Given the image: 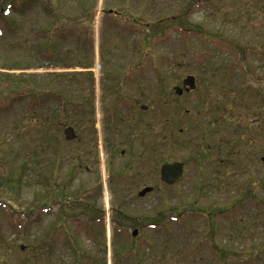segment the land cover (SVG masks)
<instances>
[{"label":"rangeland","instance_id":"obj_1","mask_svg":"<svg viewBox=\"0 0 264 264\" xmlns=\"http://www.w3.org/2000/svg\"><path fill=\"white\" fill-rule=\"evenodd\" d=\"M189 74L195 89L177 95ZM47 88L73 103L18 97ZM262 158L264 0H0V264H37L46 242L65 244L90 192L108 264L113 240L125 243L112 209L148 246L145 264H264ZM174 161L185 173L169 185L160 168ZM119 173L134 181L118 187ZM157 212L172 218L149 232L143 215ZM28 213L38 219L24 230Z\"/></svg>","mask_w":264,"mask_h":264},{"label":"trees","instance_id":"obj_2","mask_svg":"<svg viewBox=\"0 0 264 264\" xmlns=\"http://www.w3.org/2000/svg\"><path fill=\"white\" fill-rule=\"evenodd\" d=\"M200 1V2H199ZM30 4H33V0H28ZM201 4L202 0H196V3ZM23 7H27L26 5H23ZM183 15H187L189 12L188 10L181 11ZM129 19H126V22H128ZM134 22V21H133ZM74 25L69 26V32L72 34L75 32V29H77V26L74 22H72ZM135 25V23H134ZM128 26V25H126ZM125 26V27H126ZM191 30V29H190ZM197 32V31H196ZM246 47V46H245ZM244 47V48H245ZM251 48V47H246ZM116 89V85L113 87ZM45 93L38 99L36 98L38 95L32 94V92H22L18 93V97H27V96H33L32 102H36L37 104H43L46 105L49 103V101H59V109H64L66 106H63L67 103H73L69 98H67L64 94L56 92L52 89H45ZM241 93H245L244 87L240 90ZM55 112V111H54ZM135 175H126L125 173H119L117 176L114 177L116 179H111V181L117 183V186H122L125 184L128 180L134 181ZM112 178V177H111ZM110 180V178H109ZM109 181V182H111ZM84 197H87V200L80 199L78 201L79 204V210L76 214H71L70 218L71 221L74 222L75 219L77 220L75 222V231L66 230L65 236H64V243L60 244L55 241V239H52L48 242H46L42 247L45 248L46 253L42 254L39 253L38 260L36 261L37 264H40V260L45 257V261H50L53 257H59L60 254H70L73 258V262L71 264H108L107 260V243L105 241V223H104V216L105 211H101L102 214L100 216H94L90 212L91 210L94 212L97 210L94 208V204L91 199V192L89 194H83ZM86 202V204H84ZM84 207H83V206ZM122 207H124V203L122 204ZM44 210L47 211L48 208L44 207ZM113 210H111V232L112 237L114 238H124L125 243L120 245L119 249H116V241L113 240L114 250L112 251V264H129L131 259L133 260V264H145L148 259H146L147 252L146 249H149L148 246L146 247L144 242H137L135 240H128L127 239V232L129 229V225L122 223L124 222L123 219L120 220V218H127L131 221L129 218V215L123 211V210H117L118 212L113 213ZM85 217L86 219H82ZM38 219L35 216L34 213H28L26 215V219L19 218L16 222L18 227L23 228L24 230H28L29 228H32L34 219ZM172 216L169 215H163L162 212H157L155 214L150 215L149 213L143 215V228L146 227V230L149 232L153 231H160L163 230L165 225V222L168 223L169 219H171ZM174 220H177V218H173ZM134 220V219H133ZM147 220V221H146ZM15 224V223H14ZM13 224V225H14ZM133 224L135 225L136 222L134 221ZM142 225V223H139ZM138 225V224H136ZM56 230V229H55ZM81 232H84L88 235V240L94 243L93 248L86 247L84 245H80L78 243L77 239L75 238L76 235L80 234ZM170 232V231H169ZM168 232V233H169ZM53 238H55L53 236ZM66 238V240H65ZM57 243V244H56ZM147 243V242H145ZM150 243V242H149ZM148 243V244H149ZM150 249L153 251L156 250V247H154L152 244H149ZM43 256V258H42ZM252 257V256H250ZM36 260V257H34ZM154 264H161V262L154 261Z\"/></svg>","mask_w":264,"mask_h":264},{"label":"water","instance_id":"obj_3","mask_svg":"<svg viewBox=\"0 0 264 264\" xmlns=\"http://www.w3.org/2000/svg\"><path fill=\"white\" fill-rule=\"evenodd\" d=\"M196 87V77L193 74L187 75L183 80V86H176L175 92L177 95H182L184 91L189 92ZM142 109H147V105H142ZM64 135L67 140H74L77 138V133L73 126L69 125L64 128ZM264 160V158H262ZM185 173V166L183 162H165L160 168V177L166 184L172 185L177 180L182 178ZM154 187L146 186L138 192L139 197H144L147 193L152 192ZM138 229H135L132 233L133 236L138 234Z\"/></svg>","mask_w":264,"mask_h":264}]
</instances>
